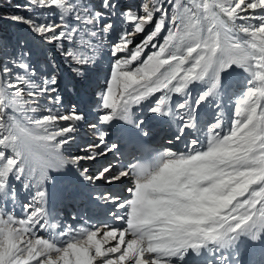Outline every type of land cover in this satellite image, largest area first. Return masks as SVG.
<instances>
[{"label": "snow or ice", "instance_id": "1", "mask_svg": "<svg viewBox=\"0 0 264 264\" xmlns=\"http://www.w3.org/2000/svg\"><path fill=\"white\" fill-rule=\"evenodd\" d=\"M15 7L0 17L27 29L0 39V264H264V0ZM153 118L175 149L90 173ZM81 132L93 142L73 155ZM67 173L127 195H94L104 219L71 223L50 192Z\"/></svg>", "mask_w": 264, "mask_h": 264}, {"label": "bare ground", "instance_id": "2", "mask_svg": "<svg viewBox=\"0 0 264 264\" xmlns=\"http://www.w3.org/2000/svg\"><path fill=\"white\" fill-rule=\"evenodd\" d=\"M210 116H211V112H209V117ZM154 119L155 118H153L152 120H154ZM147 120H146V125L149 124V130L150 131H152L151 129L155 125L164 122V120H160V119L154 120L155 122H153V123H151V121H149L150 119H147ZM156 130H153V133ZM82 134H83V132H81L78 137H80ZM89 138L86 139L87 140L86 142L89 141ZM78 140H79V138H78ZM78 140H77V142H78ZM90 143H92V142H90ZM72 148H74V147L72 146ZM74 149H76V148H74ZM77 154H83V153H81L78 149V150H75V153H73V155H77ZM110 155H112V154H109L106 157H100L95 161H86V162H84V164H85V166L89 167L90 173L96 172L98 168L103 166V164H105L107 162V160H109ZM76 186L78 188L80 187V190ZM84 187L87 189H90L91 191H98V193H96V195L105 191V192H112L113 194L121 195L123 197V196L127 195L126 188L128 187V182L123 181V182H118L117 184L109 185V184L104 183L103 181H100V182L93 184V183H89L87 181L81 182V179H78L73 173H67L66 175H58L57 176L55 182L52 184V186L50 188V192L52 194L53 199H55V200L62 198V196L64 194H66V195H69V199L71 202H77L78 198L81 196V193H82ZM95 205L97 207H100V208L108 207V206H101V205H103L102 201L98 202V203L95 202ZM18 211H19V209H17V215H19Z\"/></svg>", "mask_w": 264, "mask_h": 264}, {"label": "rangeland", "instance_id": "3", "mask_svg": "<svg viewBox=\"0 0 264 264\" xmlns=\"http://www.w3.org/2000/svg\"><path fill=\"white\" fill-rule=\"evenodd\" d=\"M24 2H25V0H0V17H3L5 15L16 14L18 12V10L15 7V5L17 3L22 4ZM20 14L28 15V13H26V12H22ZM26 35H27V29L25 26L18 25V24L11 22L10 20L0 18V39H3V40L8 41L10 43H15V41L19 37L26 36ZM132 39L134 40V42H139V40L141 39V34H136L134 37H132ZM36 59H37V57L34 56V58H33L34 63L36 62ZM63 95H65V94L63 93ZM70 102H72V101L69 99V100H67V102L65 104L70 105L69 104ZM154 120H156V119H154ZM154 120L150 119L149 121H151V123H153V122H155ZM82 135H85V134L83 133ZM88 138H89V136L87 137V139ZM77 140H78V138H77ZM77 140H76V142H77ZM76 142H75V145H78V142H77V144H76ZM86 143L89 144L90 142L88 141ZM72 146L76 149L71 147V154L75 153V150H78L79 147H81L80 144L78 147H75L74 144ZM93 173H95V172H93Z\"/></svg>", "mask_w": 264, "mask_h": 264}]
</instances>
